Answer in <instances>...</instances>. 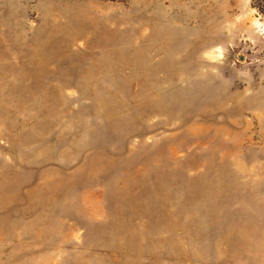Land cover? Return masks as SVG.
<instances>
[{"label": "rangeland", "instance_id": "1", "mask_svg": "<svg viewBox=\"0 0 264 264\" xmlns=\"http://www.w3.org/2000/svg\"><path fill=\"white\" fill-rule=\"evenodd\" d=\"M0 264H264V0H0Z\"/></svg>", "mask_w": 264, "mask_h": 264}]
</instances>
